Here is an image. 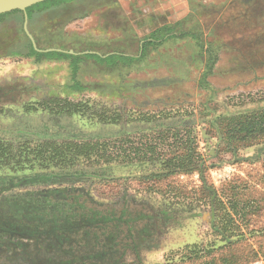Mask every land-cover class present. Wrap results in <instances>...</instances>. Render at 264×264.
I'll list each match as a JSON object with an SVG mask.
<instances>
[{"label":"rangeland","instance_id":"1","mask_svg":"<svg viewBox=\"0 0 264 264\" xmlns=\"http://www.w3.org/2000/svg\"><path fill=\"white\" fill-rule=\"evenodd\" d=\"M66 1H47L28 12L32 15L28 29L39 48L62 44L64 49L74 50L93 47L70 40L79 33L73 26L64 25L72 14ZM23 17L20 12L0 15V138L8 136L17 141L6 130L70 136L117 133L147 125L140 121L146 119V113L166 111L190 117L188 124L197 135L196 145L206 153L207 165L212 167L209 178L216 185L233 173L246 175L253 167L261 171L259 161L250 165L247 159L255 158L264 146L220 152L218 137L207 129L219 112L264 104L257 95L264 89V19L258 24L254 19H227V23L222 20L215 24L214 34L223 38L228 48L216 76L202 72L207 55L201 59L204 63L191 86L149 89L136 85L140 83L133 82L128 70L93 62L74 72L68 60L53 64L43 61L42 55L26 56L30 37ZM245 67H257V76L240 80L237 71ZM76 83L88 89H72ZM115 118L137 121L109 122ZM80 169L87 168L68 171ZM66 170L16 172L4 169L0 157V264H163L171 251L204 239L210 220L207 209L170 207L152 196L136 195V181L61 177L59 174ZM182 179L195 185L199 174ZM13 184L19 185L20 196L24 195L16 202L37 205L42 211L52 207L51 213L42 217L43 222L34 212L24 215L21 223L11 217L20 210L25 212L10 204L6 196L10 194L4 193V188L15 193ZM51 185L67 189H48ZM48 193L50 198L46 199ZM38 221L43 224H34ZM251 264H264V257Z\"/></svg>","mask_w":264,"mask_h":264},{"label":"trees","instance_id":"2","mask_svg":"<svg viewBox=\"0 0 264 264\" xmlns=\"http://www.w3.org/2000/svg\"><path fill=\"white\" fill-rule=\"evenodd\" d=\"M47 1L55 0L33 5L28 12ZM12 12L23 15L22 10L4 14ZM28 47L26 56L45 54L51 59L73 56L57 50L38 51L31 40ZM209 53L205 76L218 59L212 50ZM77 69L75 64L74 72ZM71 88L78 91L88 89L79 83ZM257 95L264 101V89ZM177 115L166 111L146 113V119L143 117L140 121L147 125H140L135 130L87 136L6 130L17 141L8 136L0 138L2 166L16 172L60 168L67 169L59 174L61 177L86 176L124 183L136 181L139 186L134 190L136 195L152 196L170 207L207 209L210 220L204 239L171 251L163 264H251L264 257V148L255 158L247 159L250 165L259 161L261 171L253 167L246 175L233 173L216 185L209 178L208 171L212 167L207 165L206 153L196 145L197 135L188 124L190 117ZM134 120L137 121L115 118L109 122L128 124ZM207 130L218 137L220 152L264 146V104L219 112L213 116ZM82 166L87 169L68 171ZM108 168L113 172L108 173ZM195 173L199 174V183L195 185L182 179ZM52 176L58 175L52 173Z\"/></svg>","mask_w":264,"mask_h":264},{"label":"crops","instance_id":"3","mask_svg":"<svg viewBox=\"0 0 264 264\" xmlns=\"http://www.w3.org/2000/svg\"><path fill=\"white\" fill-rule=\"evenodd\" d=\"M66 2L72 14L65 18L64 25L73 26L74 31L79 33V36L74 33L70 40L75 41V44L82 41L94 45L83 50H74L73 47L71 49L53 47L61 48L62 52L73 56L51 59L44 54L42 60L53 64L68 60L73 68L75 62L78 69L85 63L94 62L100 66L112 67L114 70H128L131 72L130 77L133 82L140 83L136 85L149 89H180L191 86V80H194L199 67L204 63V60H201L203 56L208 55L210 60V50L215 56L218 55V59L212 63L211 71L207 75L216 76L228 48L222 42L224 39L214 34L215 24L222 20L227 23V19H254L258 24L261 23L260 19H264V0H100V2L67 0ZM66 35L65 38L69 39ZM108 48L109 50H105ZM88 54L95 56H87ZM111 55L113 57L110 58ZM208 60H205V65L201 66L204 75ZM245 68L237 71L240 80L257 76V67H255L256 72L250 67ZM229 70L235 71V69ZM19 188V185L15 186V193L4 191L5 194H10L6 195L11 201L10 204L14 203L25 211L24 214L21 210L12 213L11 217L15 221L24 222V217L32 212L35 216L38 215L39 221H42V217L51 213V206H47V209L42 211V207L37 205L16 202L24 196H20ZM47 188L67 189L65 186L57 185ZM48 197L50 198L49 193L45 198L49 199ZM39 221L34 224H43V221Z\"/></svg>","mask_w":264,"mask_h":264},{"label":"water","instance_id":"4","mask_svg":"<svg viewBox=\"0 0 264 264\" xmlns=\"http://www.w3.org/2000/svg\"><path fill=\"white\" fill-rule=\"evenodd\" d=\"M44 1L46 0H0V14L11 12L13 10H22L24 15L25 31L29 35L30 40L32 41L35 49L41 52H49L53 50L62 51L63 49L61 48H53V47L45 48V49L39 48L37 45L36 38L30 33L28 29V21H29L28 8Z\"/></svg>","mask_w":264,"mask_h":264},{"label":"flooded vegetation","instance_id":"5","mask_svg":"<svg viewBox=\"0 0 264 264\" xmlns=\"http://www.w3.org/2000/svg\"><path fill=\"white\" fill-rule=\"evenodd\" d=\"M29 19H30V17H29Z\"/></svg>","mask_w":264,"mask_h":264}]
</instances>
